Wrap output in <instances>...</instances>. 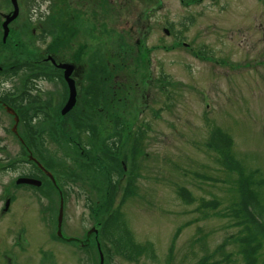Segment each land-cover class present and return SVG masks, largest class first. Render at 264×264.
<instances>
[{
	"label": "rangeland",
	"instance_id": "1",
	"mask_svg": "<svg viewBox=\"0 0 264 264\" xmlns=\"http://www.w3.org/2000/svg\"><path fill=\"white\" fill-rule=\"evenodd\" d=\"M18 3L19 16L4 42V18L15 8L0 0V92L14 98L25 90L41 101L36 110L35 100L24 99L22 111L28 126L43 129L37 139L44 140L45 167L59 178L61 188L71 189L64 194L61 225L68 236H91L92 249L85 254L77 242H58L60 196L54 188L44 189L42 200V195L22 191L12 221L27 227L23 237L29 246L21 245L26 252L16 264H39L41 246L44 264H203L208 256L211 262L221 259L215 249L236 230L226 211L238 197L241 174L225 164L228 156L240 162L243 174L256 171V178L264 180V0ZM48 54L59 62H77L78 106L68 117L61 112L68 96L63 72L38 62ZM23 62L29 66L23 69ZM93 72L109 92L81 117L78 110L82 95L88 100L92 91ZM216 129L232 139L227 157L209 145ZM10 130L14 154L16 138ZM112 146L117 153L106 157ZM132 148L138 151L135 160ZM101 158L112 161L108 168L99 164ZM9 177L13 180L16 173ZM127 180H134L136 191L123 201ZM108 192L111 210L119 207L141 248L134 259L105 242L110 254L101 262L96 243L103 239ZM260 193L264 199V185ZM21 249L13 242V251ZM261 254L264 259V247ZM232 260L217 264H242Z\"/></svg>",
	"mask_w": 264,
	"mask_h": 264
},
{
	"label": "flooded vegetation",
	"instance_id": "2",
	"mask_svg": "<svg viewBox=\"0 0 264 264\" xmlns=\"http://www.w3.org/2000/svg\"><path fill=\"white\" fill-rule=\"evenodd\" d=\"M19 0H17L18 3ZM4 3H11L13 8L15 6L13 5L12 0H3ZM19 4V3H18ZM19 8V5H18ZM15 11V9H14ZM14 11L11 14H6L4 20L9 16H11ZM19 16V15H17ZM16 16V17H17ZM15 17V18H16ZM12 19L9 23L10 24L15 21L16 19ZM5 22V21H4ZM3 27V26H2ZM10 29V27H9ZM55 61V63L53 62ZM37 62V61H36ZM39 63H50L54 69L61 70L63 72L64 80L67 84L68 88V96L67 101L69 98V85L65 79V69L59 68L57 65L61 63H68L73 66V71L71 73V77L75 81V86L77 90L76 96V102L74 107L71 111L66 113L65 115H71L72 112H77L76 106H78V97H79V91H78V83L76 76H73L75 74V70L77 67V62H64V61H57L54 56H51L48 54V56L41 61H38ZM37 62V63H38ZM37 68H42L43 66L36 64ZM36 68V69H37ZM102 78V77H101ZM4 93V92H3ZM2 92H0V264H16L19 261V255H22L26 252L25 248H22L23 246H29L28 241L26 242L25 238L23 237L24 234H26L28 231L27 227H22L20 224L21 222L19 220L12 221L13 217V206L15 205L17 201V195L21 194L22 191H29L34 192V194L42 195L39 199H43V193L45 190H49L51 187L56 190L60 196V207H59V213H58V220H57V231L56 236L58 242L63 243H75L79 244L81 248L83 249L85 254L90 253L92 249V239L91 236L86 237L84 239H79L77 237H71L70 235H67V232L63 229L61 225V235L59 234V214L60 209L63 207V217L65 216V205H66V199L64 194L67 192L66 190L61 188L58 181L59 178L53 175V173L48 170L44 165V153H45V147L43 145L44 140L43 139H29L28 138V129L29 128H36V124L33 123L28 126L27 118H26V112L22 111L23 108L10 105L9 102H7L5 99L9 97H3ZM5 94V93H4ZM103 94V93H102ZM101 94V95H102ZM26 96V93L20 92L19 94L15 95V103L18 98ZM87 97V96H86ZM13 98V97H12ZM67 103V102H66ZM41 105V101L37 102V108ZM66 105V104H65ZM64 105V106H65ZM64 108V107H63ZM62 108V109H63ZM87 108V109H86ZM61 109V112H62ZM86 110H88V104L87 100L84 95H82V100L80 103V110H78L79 114L85 113ZM38 117L40 113H36ZM64 115V114H63ZM41 116V115H40ZM35 117V118H36ZM10 125L12 127H10ZM39 128V127H38ZM8 129H11L10 131L13 132L14 137L16 138V145L13 149L12 145L10 143V139L7 135ZM37 129V128H36ZM43 131V129H38L37 136L41 135L40 133ZM30 165V170H28V166ZM15 172L16 177L12 180L9 178H6L7 175L10 173ZM22 178H30L34 180H40L41 184L38 185L36 183H28V182H21L19 181ZM47 185V187H46ZM45 189V190H44ZM67 194H71V189L68 190ZM36 212H39V209L35 210ZM63 219V218H62ZM63 222V221H62ZM23 223V222H22ZM15 228H14V227ZM13 232H15V235H13ZM98 233V230L95 232V234ZM17 236V237H15ZM17 238L16 240H14ZM26 242V244L22 243V240ZM103 241V243H102ZM13 242L14 245L17 247H20L21 250H15L13 251ZM105 243V240L98 238V241L96 243V249L99 253L100 259L103 260V257L106 256V251L103 249V244ZM106 247V246H105ZM38 260L39 264H44V249L41 246L38 248Z\"/></svg>",
	"mask_w": 264,
	"mask_h": 264
},
{
	"label": "trees",
	"instance_id": "3",
	"mask_svg": "<svg viewBox=\"0 0 264 264\" xmlns=\"http://www.w3.org/2000/svg\"><path fill=\"white\" fill-rule=\"evenodd\" d=\"M103 64V62L101 63ZM29 66V62H23L22 68H27ZM102 71V66H101ZM92 80V91L91 93L87 94V102H89V109L93 111V108L96 107L97 103L100 100V96L103 93L107 94L105 88L101 87L99 83H101V75H96L95 72L92 73L91 76ZM24 94L28 91L23 90ZM111 95L113 93L111 92ZM19 100L14 102L15 98H6L5 100L10 103V105L17 106L23 108L22 101L28 100L30 102H34L35 106H37V99H31L30 94H26V96H22L18 98ZM113 109V108H112ZM112 109L108 112L109 114L112 113ZM35 114L34 117H36ZM69 115H67L68 117ZM84 113H82V116ZM66 117V118H67ZM74 117L79 120V124H83L82 120H80L77 115L75 114ZM75 118V119H76ZM30 119V118H29ZM118 124V120L116 119ZM27 135L29 139H37V132L31 128L28 129ZM116 145V142H115ZM136 146L133 143V146ZM209 145L215 149H219L221 152H224L222 156L227 157L228 151L232 145V139L226 133H224L220 129H216L211 134V139ZM117 147L112 148L110 147L108 150L106 149L105 155L106 157L110 156V153L115 152L117 153ZM137 148H132V158L133 160L136 159L137 156ZM135 154V156H133ZM232 156V155H231ZM229 155L230 158L229 162L225 164H230V166L240 171L239 179L237 180L236 189L238 191V197L234 200L227 208L226 215L229 217L233 225L236 227V230L231 233L228 237L225 238L223 242L215 249V253L220 254L221 259L210 261V257L201 259V263L206 264L209 261L212 264H217L218 262L223 263L227 261L228 263L237 259L242 261V264H264V259H262L261 251L264 247V199L260 193V188L264 185V180L262 178H256V171L251 173L243 174L240 162L232 156ZM99 159V158H98ZM112 161L105 162L102 158L100 159L99 164L105 167H109ZM117 163V161H116ZM126 164V160L124 162ZM135 163L133 162L132 167ZM109 192L110 188L113 186V181L109 178ZM135 186L134 180H127L124 191H123V201L135 194ZM108 192L107 197L105 198V204L103 205L104 210H106V219L101 223V231L100 235L107 242L116 252L120 255H123L127 259H134V256L138 255L141 252V248L138 244H136L133 239L131 238L125 224L123 223L121 211L119 207L111 210V201H110V194ZM183 197L186 196L185 193H181ZM188 202H190L191 198H187ZM111 210V212H109ZM123 235V241L121 240V236ZM125 239V240H124ZM230 246L233 248V251H227V247ZM103 249L106 251V257L110 254V248H106L103 244ZM213 258V257H212Z\"/></svg>",
	"mask_w": 264,
	"mask_h": 264
},
{
	"label": "water",
	"instance_id": "4",
	"mask_svg": "<svg viewBox=\"0 0 264 264\" xmlns=\"http://www.w3.org/2000/svg\"><path fill=\"white\" fill-rule=\"evenodd\" d=\"M13 5L15 6V11L14 13L9 17H7V20L4 23V35H3V41L5 42L8 35H9V23L12 19H14L19 12V8H18V4H17V0H12ZM168 32V31H167ZM53 62L55 63V61L53 60ZM59 68H63L65 69V79L69 85V98L68 101L66 103V105L64 106V108L62 109V114H66L68 113L75 105L76 102V96H77V90H76V86H75V81L73 80V78L71 77V73L73 71V66L68 64V63H61L57 65ZM19 181L21 182H28V183H36L38 185L41 184L40 180H34V179H30V178H22ZM62 218H63V207H61L60 209V214H59V234L61 235V224H62ZM101 262H103V260L101 259Z\"/></svg>",
	"mask_w": 264,
	"mask_h": 264
}]
</instances>
